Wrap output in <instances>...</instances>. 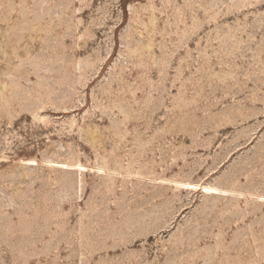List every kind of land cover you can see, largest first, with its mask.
I'll list each match as a JSON object with an SVG mask.
<instances>
[{
    "label": "rangeland",
    "instance_id": "obj_1",
    "mask_svg": "<svg viewBox=\"0 0 264 264\" xmlns=\"http://www.w3.org/2000/svg\"><path fill=\"white\" fill-rule=\"evenodd\" d=\"M0 264H264V0H0Z\"/></svg>",
    "mask_w": 264,
    "mask_h": 264
}]
</instances>
